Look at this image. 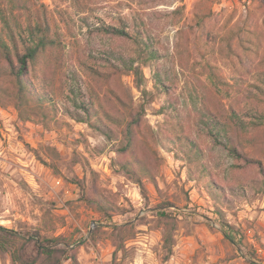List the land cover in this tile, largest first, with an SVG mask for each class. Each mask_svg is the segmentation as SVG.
Segmentation results:
<instances>
[{
    "label": "rangeland",
    "instance_id": "obj_1",
    "mask_svg": "<svg viewBox=\"0 0 264 264\" xmlns=\"http://www.w3.org/2000/svg\"><path fill=\"white\" fill-rule=\"evenodd\" d=\"M20 3L24 36L47 24L57 41L44 69L57 96L58 121H21L13 102L0 97V227L10 232L0 233V264H46V255L37 258L42 237L65 251L54 255L59 264H75L71 250L77 264H264V96L253 88L256 75L264 73V0ZM103 25L143 38L155 58L141 51V41L97 33ZM146 58V95L131 75L120 79L125 95L144 107L141 141L150 162L159 164L155 183L143 179L141 190L117 164L118 141L69 114L75 112L72 100L85 90L82 66L106 72L109 61ZM210 73L250 92L223 87ZM209 112L218 122L237 114L248 129L240 151L260 162L263 172L230 157L206 135L199 116ZM182 135L205 152L207 178L197 165L189 175L177 139ZM210 179L225 192L219 206L231 229L214 213L205 189ZM93 182L118 211L104 215L86 201ZM164 216L174 224L170 254ZM125 223L133 235L118 251L119 236L111 231Z\"/></svg>",
    "mask_w": 264,
    "mask_h": 264
},
{
    "label": "trees",
    "instance_id": "obj_2",
    "mask_svg": "<svg viewBox=\"0 0 264 264\" xmlns=\"http://www.w3.org/2000/svg\"><path fill=\"white\" fill-rule=\"evenodd\" d=\"M21 0H0V97L10 99L17 111L18 118L21 121H29L32 119L39 121H51L57 123V96L51 90L48 79V72H45L46 61L52 57V52L57 48V41L51 35L50 28L47 24L41 25L35 33L31 27L26 30L24 36V27L21 20ZM248 31L250 28H247ZM97 33L111 36L132 39L136 43L143 42V38L131 37L124 29L114 26H101ZM136 34L140 32L137 29ZM140 39V40H139ZM142 52L147 53L148 59H154L153 50H148V46L143 42ZM117 60V59H116ZM120 61V60H117ZM136 62L125 63L121 61V65L108 62L107 71L103 72L92 66H82L86 77L85 90L79 91V97L72 100L75 112L70 113L72 120L87 124L91 129L98 131L109 140L118 141L117 164L125 172L127 177L137 183L143 190L142 180L146 179L151 183H155L156 174L158 173L159 164L153 165L150 162V152L142 143V125L145 116L143 105L136 106L132 99H129L124 92L120 82L121 76L131 75L136 88L142 95L147 92L142 88L144 75L141 63H146V59L137 60ZM216 83L223 87H231L237 93H246L250 90H243V86L236 82L229 85L227 82L220 80L215 74L210 73ZM253 88L264 96V73H258L255 78ZM81 114V115H80ZM56 119V120H55ZM200 125L206 135L213 139L214 143L222 147L230 157L241 158L248 165H258L260 171L263 172L260 162L249 160L244 155L241 138L247 133V126L237 118V114L231 113L227 120L218 122L212 113L200 114ZM114 128L119 129L118 133ZM119 137V138H118ZM182 142L180 148L183 152L185 160L189 166V175H192V167L197 165L200 167L202 177L207 178V168L204 165L206 160L205 152L194 141L186 136H177ZM243 139V138H242ZM249 140L253 141L254 136L250 135ZM235 141H238V145ZM243 149V148H242ZM149 153V155H148ZM264 174V172H263ZM205 189L210 198L214 201V213L220 219L222 225L232 228L224 220L219 203L223 202L225 192L221 186L216 184L212 179L205 182ZM86 201L93 204L96 209L104 215L112 214L119 210L117 205L110 201L93 182L91 194ZM164 246L168 248V254L171 253L173 244L172 232L174 224L168 216H164ZM133 226L130 223L122 225H114L111 234L119 236L118 251L124 250L123 241L128 233L133 235ZM0 233L10 234L9 230L0 227ZM97 230L91 232V236H95ZM50 240L42 237L36 241L37 258L41 256L47 257L46 264H59L60 258L55 257V253H64L65 251L57 250L50 245ZM71 261L77 264L76 251L71 250ZM11 261L15 263L16 259L11 255ZM36 259L31 263L34 264Z\"/></svg>",
    "mask_w": 264,
    "mask_h": 264
}]
</instances>
